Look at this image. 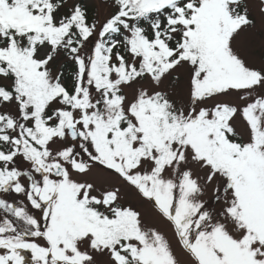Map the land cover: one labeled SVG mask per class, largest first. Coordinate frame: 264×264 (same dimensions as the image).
I'll return each instance as SVG.
<instances>
[{
  "label": "snow or ice",
  "instance_id": "1",
  "mask_svg": "<svg viewBox=\"0 0 264 264\" xmlns=\"http://www.w3.org/2000/svg\"><path fill=\"white\" fill-rule=\"evenodd\" d=\"M254 10L0 0V264H264Z\"/></svg>",
  "mask_w": 264,
  "mask_h": 264
},
{
  "label": "rangeland",
  "instance_id": "2",
  "mask_svg": "<svg viewBox=\"0 0 264 264\" xmlns=\"http://www.w3.org/2000/svg\"><path fill=\"white\" fill-rule=\"evenodd\" d=\"M254 15L257 19L256 28L247 30L246 32L242 33L241 37L238 40V45L243 51L251 52L254 55L256 63L259 64L261 60V44L264 43V30H262L260 12L258 10H254ZM127 198L134 207H138L142 212L146 214V216L152 215V209L149 204H147L146 202L138 201L132 195H129Z\"/></svg>",
  "mask_w": 264,
  "mask_h": 264
}]
</instances>
